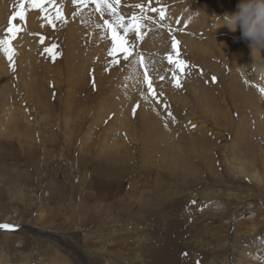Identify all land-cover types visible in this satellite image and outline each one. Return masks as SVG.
I'll list each match as a JSON object with an SVG mask.
<instances>
[{"label": "rangeland", "instance_id": "1", "mask_svg": "<svg viewBox=\"0 0 264 264\" xmlns=\"http://www.w3.org/2000/svg\"><path fill=\"white\" fill-rule=\"evenodd\" d=\"M78 1L68 17L59 0H46L47 28L38 34L16 18L20 31L11 39V66L0 50L8 83L0 89V224L16 228L0 229V264H158L155 254L173 226L186 238L183 263L237 264L247 252L248 264H264V181L243 178L227 162L235 144L236 154L264 180V97L258 84L247 98L254 76L264 75V49L251 48L240 28L217 26L240 0H120L116 7L126 22L144 17L142 39L126 37L132 52L127 60L122 52L109 56L104 20L114 18L107 10L98 14L90 0ZM57 8L63 20L55 19ZM152 8L165 9L166 18ZM82 16L94 20L88 24ZM185 31L205 39L203 45L216 39L213 53L192 50L187 33L183 41ZM9 35L0 33V39ZM173 37L179 58L189 65L179 74V88L166 59ZM152 39L159 41L161 57ZM238 45L248 50L247 60L236 54ZM251 51L258 53L255 60ZM132 65L142 81L136 78L133 86L123 78ZM146 74L156 95L148 91ZM137 87L141 95H135L129 122L116 127L113 109L122 93L130 97ZM140 106L159 110L168 131L182 139L189 157L179 158L181 168L170 173L168 157L174 163L176 156L164 152V125L151 113L142 118ZM196 140L202 143L198 152L191 147Z\"/></svg>", "mask_w": 264, "mask_h": 264}, {"label": "bare ground", "instance_id": "2", "mask_svg": "<svg viewBox=\"0 0 264 264\" xmlns=\"http://www.w3.org/2000/svg\"><path fill=\"white\" fill-rule=\"evenodd\" d=\"M87 0H85L84 2V4H88L87 2H86ZM92 3H90V4H92L91 6L93 7H96V5H95V3L93 2V0H90ZM135 1L136 0H127V2L126 1H124L123 0V3H127L128 5H133V4H135ZM138 1V0H137ZM148 1H150V0H148ZM168 1H171V0H163L162 1V3H165V2H168ZM80 1H78L76 4H74L73 3V0H59V5L60 6H62L63 7V9H64V12H65V15H67L68 17H70V16H74V14H75V6L79 3ZM121 2V1H120ZM139 2V1H138ZM239 3V2H238ZM19 5H20V0H0V33L2 34V35H5L6 34V32H7V27H8V20H9V18H11L13 15H14V13L16 12V11H18L19 10ZM166 6V5H165ZM61 7V8H62ZM122 7V6H121ZM120 7V8H121ZM127 7V6H126ZM77 8V7H76ZM24 11H25V19L23 20V21H21V20H19V17H16V18H18V20L20 21V23H23V25L24 24H26V26H27V23H29L30 22V31L31 32H33V33H37V32H39L40 30H42V29H46L47 28V25H46V23H45V18H43L42 16L43 15H45V13L44 12H41V10L39 9V8H34V7H32L30 4H28L27 3V0H25V9H24ZM95 11V10H94ZM125 11V10H124ZM123 11V12H124ZM129 11H131V10H129ZM91 12V11H90ZM92 13V15H94L95 16V14H93L94 12H91ZM130 14H131V12H129ZM96 14H97V12H96ZM98 14H100L99 12H98ZM125 14V13H124ZM130 14H128L129 16H130ZM91 15V14H90ZM100 16V15H99ZM72 18V17H71ZM82 18H83V20L86 22V23H88V22H92V21H89V16H86V17H84V16H82L81 17V20H82ZM93 18V17H92ZM91 18V19H92ZM95 18H97V17H95ZM83 21V22H84ZM95 21H99V20H95ZM125 22H126V20H125ZM93 23H95V22H93ZM96 23H98V22H96ZM101 23V22H100ZM197 21H194L192 24L194 25V24H196V25H194V27L191 29V30H194V28L197 26ZM222 21H219L218 23H217V26L218 25H222ZM88 24H90V23H88ZM88 24H86L87 25V27H88ZM191 24V25H192ZM74 25V24H73ZM20 26V25H19ZM90 27H91V25H89ZM96 26V25H95ZM86 27V26H85ZM73 28V27H72ZM72 28H70V29H72ZM75 29V28H74ZM153 29V28H152ZM161 29H162V27H161ZM164 29V28H163ZM23 30V29H22ZM27 30V29H26ZM98 30H100V29H98ZM97 30V31H98ZM149 30V29H148ZM30 31H28V32H30ZM74 31V30H73ZM93 32V31H92ZM163 32V31H162ZM178 32V31H177ZM176 32V33H177ZM192 31H189V32H184L183 34H182V36H184L185 37V40L183 39V41L185 42H187L188 40H189V37L187 36V34L191 37V39L189 40V42H188V44L191 46V48H192V50H195L196 52H198V53H201V54H204V55H208V54H212L213 53V50H212V45H214L215 44V40L216 39H214V38H206L207 40L206 41H208V45H203V44H201V42L202 41H204V40H202V39H199V38H197V37H195V36H193L192 35V33H191ZM235 32V31H234ZM70 33H71V30H70ZM102 33H104V32H102ZM187 33V34H186ZM38 34V33H37ZM75 35H76V32L74 33ZM89 34V33H88ZM155 34V33H154ZM154 34H152V35H154ZM178 34H180V31L178 32ZM75 35H74V37H75ZM78 35V34H77ZM145 35V34H144ZM72 36V35H71ZM98 36V35H97ZM104 36V35H103ZM146 36V35H145ZM156 36V35H155ZM163 36V35H162ZM181 36V38H183ZM91 37H93V36H91ZM100 37V36H99ZM133 37V36H132ZM96 38V37H95ZM134 38V37H133ZM151 38V37H150ZM92 39H94V37L92 38ZM234 39V38H233ZM73 40V39H72ZM75 41V40H74ZM94 41V40H93ZM97 41V40H96ZM99 41V40H98ZM107 41V40H106ZM105 41V42H106ZM136 41V40H135ZM134 41V42H135ZM150 41V40H149ZM182 41V42H183ZM228 41H230V40H228ZM18 42H21V41H18ZM146 42H148V40L146 41ZM237 42V41H236ZM25 43H27L26 41H25ZM224 43H226V45H228L227 44V42L225 41ZM234 43V42H233ZM233 43H232V45H233ZM104 44H107V43H104L103 42V45ZM27 45H28V43H27ZM96 45V44H95ZM102 45V47H104ZM231 45V46H232ZM34 46V45H33ZM240 45H238V47H239ZM25 47V49H26V46H24ZM24 47L22 46V48L24 49ZM32 47V46H31ZM145 47V46H144ZM143 47V48H144ZM151 47H152V50L154 51V53L155 52H157L156 54L158 55V56H162V54H163V52L164 51H162V52H160V44H159V41H157L156 39H152V43H151ZM236 47V46H235ZM236 48L235 50L237 51L236 52V54L238 55V57L239 58H242V59H244V60H247V53H248V50H247V52H246V50H244V49H241L240 47H243L242 45L239 47V48ZM17 48L19 49V50H21L22 48L21 47H18V45H17ZM30 48V47H29ZM28 48V49H29ZM36 48V47H35ZM34 48V49H35ZM216 48V47H215ZM228 48H230V47H228ZM232 48H234V47H232ZM231 48V49H232ZM24 49V50H25ZM33 49V50H34ZM100 49H101V47H100ZM246 49V48H245ZM97 50V49H96ZM102 51H104V49L102 48L101 49ZM101 51V52H102ZM152 51V52H153ZM233 52H234V50H233ZM27 53V52H26ZM35 53V52H34ZM27 54H29V52L27 53ZM235 54V55H236ZM249 54H251L249 57H250V59H252V60H255V58H256V55L258 54H254L252 51H251V53H249ZM254 55H255V57H254ZM27 57H28V55H26ZM35 56V55H34ZM1 59H2V55L0 54V61H1ZM160 59V61L162 62V60H161V58H159ZM35 60V59H34ZM21 62V61H20ZM256 62H258V61H256ZM134 63V62H133ZM132 63V64H133ZM134 64H136V63H134ZM250 64V63H249ZM252 65V64H251ZM250 65V66H251ZM3 66H4V68H3ZM257 66V65H256ZM130 67V66H129ZM3 69H6L5 68V65H2L1 67H0V79H2L1 80V83H3V84H0V89H5L7 86H8V83L6 82V79H5V74L2 72L3 71ZM138 70L136 69V67L134 66V65H132V67H130L129 69H127V71H126V74L123 76V78H124V80H128V82H126V83H128V85H130L131 84V86H133V84L135 83V80H138V81H141L140 80V78H139V74H138V72H137ZM255 71H261V68H258L257 70H255ZM136 78H138V79H136ZM142 79V78H141ZM263 79V80H262ZM251 80H252V78H251ZM129 81H130V83H129ZM253 81V84H251V90H250V93H247V98H249V97H254V93H255V88H256V86L258 87V85H259V87L258 88H260V91H261V89H264V75H262L260 78H259V76H254V79L252 80ZM134 82V83H133ZM142 82V81H141ZM58 83H60V79L58 78ZM125 83V82H124ZM24 84V83H23ZM137 84H139V83H137ZM142 84V83H141ZM258 84V85H257ZM140 85V84H139ZM144 86V85H143ZM135 87V86H134ZM239 88H241V87H239ZM257 89V88H256ZM134 90H135V88H134ZM136 92H137V94H132L130 97H128L129 96V93H127V90L124 92V93H122V95H121V101L119 102V103H117V105L115 106V108L113 109V113L114 112H116V115H118L117 116V119H118V121H116L118 124V126H116V127H119V125H121V124H123V123H125V122H129V112H130V109H131V107L133 106V105H135L136 104V102H138V101H136V102H134L133 100L134 99H136V97H138V100H139V97H140V95H141V89L139 88V87H137V90H136ZM25 93V92H24ZM261 93H262V96L264 97V92H262L261 91ZM46 94V92L43 94V95H45ZM135 95H136V97H135ZM6 97V96H5ZM173 97H175L176 98V96L174 95ZM178 99V98H177ZM249 103V102H248ZM208 104H210L211 105V103L210 102H208ZM196 111V110H195ZM139 113H140V116H142V118H146L147 117V115H149V113H151V115H153L154 117H155V119H156V122L158 123V125H164V128H163V132H162V136H164V139H166L169 143L167 144V146H164V148L166 147V149L164 150V152L166 153V155H167V157H168V155L170 154V152L169 151H171L172 152V154H173V158L176 156V158H175V165H174V163L172 162L171 163V159H170V157H168V161H169V164H168V168H169V170H170V173L172 172L171 171V169H174L176 166L177 167H179V165H180V160H179V158H181V157H183V159H187L189 156H186L185 155V150L183 149V143L181 142V140L178 138V136L175 134V132L172 130V129H170L169 131H168V122L165 120V118H164V116L159 112V110H157V109H153V110H151V112L150 111H148L146 108H145V106H140V109H139ZM226 115L227 116H225V117H227L228 119H229V117H230V115H229V113H226ZM232 115V114H231ZM149 117H150V115H149ZM217 119H219V117H217ZM221 119V118H220ZM102 120V119H101ZM100 120V121H101ZM223 120V119H222ZM98 121V120H97ZM97 121H95V123H97ZM218 121H220V120H218ZM229 121V120H228ZM162 122V123H161ZM264 122V121H263ZM190 123V122H189ZM192 124V123H191ZM165 125H167V127H165ZM202 127H204L203 128V130H208V126H207V124H202ZM206 127V128H205ZM242 127V126H241ZM212 134V133H211ZM214 134V133H213ZM205 136V135H204ZM221 138V137H220ZM188 139V138H187ZM190 139H191V137H190ZM198 139V138H197ZM201 139H203V138H201L200 137V139L199 140H201ZM186 140V139H185ZM199 140L197 141H195L196 143L194 144V145H191V147H193V148H196V152H198V150H199V146H198V144H202V143H200L199 142ZM263 140H264V137H263ZM184 141V140H183ZM187 143V142H186ZM190 143V142H189ZM192 143V142H191ZM190 143V144H191ZM185 144V143H184ZM115 143H114V141L112 142V149H114L115 148ZM189 146V145H188ZM235 147V144L232 146V148H231V150L229 151V158H228V160H227V162L229 163V165L231 166L232 165V168H233V170L235 171V172H237V173H239L240 175H242L243 176V178H248L249 180H251V181H255V182H257V183H259V184H261L264 180H263V178L254 170L255 169V167H254V165L253 164H251L249 161H247L245 158H244V156H238L237 154H236V148H234ZM167 148H169V150L167 149ZM190 148V147H189ZM192 149V148H191ZM190 151H192V150H190ZM194 151H195V149H194ZM195 152V153H196ZM200 152V151H199ZM189 153H191V152H189ZM262 153H264V146H263V149L260 151V153L259 154H261V156H262ZM197 155V157L198 156H200L199 154H195V156ZM192 157V156H191ZM200 158V157H199ZM187 164V163H186ZM247 164H249V165H247ZM174 165V166H173ZM188 165V164H187ZM179 168H181V167H179ZM247 169H251V170H254V173H252V175H250V172L247 170ZM160 171V169H158L157 170V172H159ZM165 176L166 177H168V174L165 172ZM201 177V176H200ZM198 179V178H197ZM197 183H198V181H197ZM190 186V185H189ZM115 195V194H114ZM176 227L177 226H173L171 229H169L168 231H167V235H166V238H165V240H167L166 242H164L163 243V245H162V249H161V251L159 252V253H157V254H155V261L158 263V264H187V262H184L183 263V261L185 260H188V258H183L184 257V250H185V248H184V240L186 239L185 238V236H183V235H181V231H180V233H179V231H177L176 230ZM168 229V228H167ZM181 229V228H180ZM257 228L255 227V226H252L251 227V232H254V234H256L257 232H258V230H256ZM257 231V232H256ZM250 231L249 232H246L247 234H250L251 233ZM165 236V235H164ZM170 238V239H169ZM215 238V237H214ZM169 239V240H168ZM157 242H160V241H158L157 240ZM143 248V247H142ZM160 248V247H159ZM158 248V249H159ZM183 253V254H182ZM180 257V258H179ZM152 258H154V257H152ZM181 258H183V259H181ZM198 258V257H197ZM248 258H250V257H248V255H247V252H243L242 254H241V257L239 258V260H238V263L237 264H248L249 262L247 261V259ZM256 258V257H255ZM142 259V258H141ZM190 261V260H189ZM194 262L196 263V264H199L197 261H195L194 260ZM194 262H193V264H194ZM251 262V261H250ZM146 263V262H145ZM233 263V262H232ZM153 264V263H152Z\"/></svg>", "mask_w": 264, "mask_h": 264}, {"label": "snow or ice", "instance_id": "3", "mask_svg": "<svg viewBox=\"0 0 264 264\" xmlns=\"http://www.w3.org/2000/svg\"><path fill=\"white\" fill-rule=\"evenodd\" d=\"M47 2H50L51 4L55 5L56 0H47ZM78 0H73V3L76 4ZM93 2L96 5V11L103 14L105 10L108 11V13L114 18V23L108 19L104 20V27L106 32H110L111 34V49L109 51V56H114L117 52L124 53V58L127 60L128 57L132 55V52L130 51L129 47V40L126 39V37L131 33L134 34L136 38L142 39V32L141 29L143 28L142 20L144 17L133 15L130 20L125 22V18L123 15H120L118 12V9L116 5L120 3V0H93ZM27 3L30 4L34 8H39L41 12H46L47 9L44 7L46 0H27ZM83 6V5H81ZM136 8L140 9L141 12H144V7L141 4L135 5ZM25 0H20L19 10L14 13V15L9 18L8 20V27H7V33H9V37L5 39H0V50H2L5 55H7L10 66L13 61V55L14 50L11 47V39L14 38L15 33L20 31L19 28H17L16 24L13 23V21L16 19V17H19V20L23 21L25 19ZM151 11L153 12H159L160 20H164L166 18L165 9L160 8H152ZM57 20H63V15L60 12V9H56V17ZM49 23H52V19H49ZM183 23V21H181ZM100 25H98L99 27ZM122 30V32L120 31ZM171 31V29H170ZM171 48L173 49V52H170L166 59L169 63V65L174 66L175 71H173V83L174 86L179 88L181 86L180 82V75L186 72V69L189 67L187 65L186 61L179 58V51H178V42L175 40V38H172ZM45 51H50L49 49H45ZM115 63V61H113ZM142 62V58H141ZM145 79L147 81V87L148 91L152 92L153 95H156L155 92H153L152 82L148 79L147 74L145 75ZM161 80L164 79V77H160ZM262 92H264V89H261ZM162 95V93H161ZM169 116H171V112L168 113ZM174 122V118H173ZM167 127V125H165ZM195 127V125H193ZM0 229L2 230H14L13 226L10 224H0ZM186 255V254H185Z\"/></svg>", "mask_w": 264, "mask_h": 264}, {"label": "clouds", "instance_id": "4", "mask_svg": "<svg viewBox=\"0 0 264 264\" xmlns=\"http://www.w3.org/2000/svg\"><path fill=\"white\" fill-rule=\"evenodd\" d=\"M221 20L233 32L240 28L251 48L264 49V0H240L237 11Z\"/></svg>", "mask_w": 264, "mask_h": 264}, {"label": "water", "instance_id": "5", "mask_svg": "<svg viewBox=\"0 0 264 264\" xmlns=\"http://www.w3.org/2000/svg\"><path fill=\"white\" fill-rule=\"evenodd\" d=\"M13 229H16L15 227H13Z\"/></svg>", "mask_w": 264, "mask_h": 264}]
</instances>
